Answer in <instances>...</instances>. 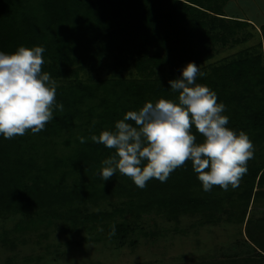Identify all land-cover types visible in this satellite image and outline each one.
<instances>
[{"label":"trees","instance_id":"obj_1","mask_svg":"<svg viewBox=\"0 0 264 264\" xmlns=\"http://www.w3.org/2000/svg\"><path fill=\"white\" fill-rule=\"evenodd\" d=\"M226 4L0 0V50L43 46L42 72L66 81L56 91L63 112L54 111L44 130L12 139L0 136V220L20 217L16 228L22 230L61 221L70 234L86 231L83 239H112L119 248L137 247V233L153 236L142 227L138 232L135 224L154 214L175 222L195 216L202 226L226 220L245 224L246 238L195 264H264V24L258 26L261 34L256 32L258 47L248 45L255 22L226 14ZM234 45L243 48L201 67L196 83L216 92L226 105L228 127L246 132L254 145L239 187L204 192L191 161L166 182L152 179L144 189L119 172L102 184L98 173L115 150L94 143L91 135L114 129L127 111L146 101L178 99L169 81L188 62L210 61L221 48ZM129 69L134 77L123 76ZM86 70L111 77L86 82L79 78ZM158 71H168L167 76L158 77ZM193 132L202 142V134ZM112 225L115 235H110ZM45 231L40 235L48 236ZM8 237L4 242L15 247Z\"/></svg>","mask_w":264,"mask_h":264},{"label":"clouds","instance_id":"obj_2","mask_svg":"<svg viewBox=\"0 0 264 264\" xmlns=\"http://www.w3.org/2000/svg\"><path fill=\"white\" fill-rule=\"evenodd\" d=\"M43 46H19L12 53L0 50V136L12 139L28 130L37 134L63 112L56 100L58 84L45 63ZM200 67L188 62L178 78L169 81L178 99L146 101L138 110L127 111L114 129L91 135L94 143L114 149L98 173L102 184L119 172L144 189L156 179L166 182L170 174L191 161L202 190L214 186L235 189L254 157V145L246 132L230 127L226 105L207 85L196 83ZM193 129L202 134L197 143ZM80 142L85 143L84 137ZM110 235H115L112 225Z\"/></svg>","mask_w":264,"mask_h":264},{"label":"rangeland","instance_id":"obj_3","mask_svg":"<svg viewBox=\"0 0 264 264\" xmlns=\"http://www.w3.org/2000/svg\"><path fill=\"white\" fill-rule=\"evenodd\" d=\"M226 14L252 19L256 30L248 45L258 47L259 25L264 24V0H226ZM242 45L221 48L220 53L210 61L197 65L206 67L210 62L233 56L242 49ZM132 70L123 73L124 77H134ZM168 71H158V77L167 76ZM111 77L106 72L80 71L79 78L86 82L101 81ZM58 83L65 80L56 81ZM61 141V140H60ZM130 215L129 213L127 214ZM260 216V214L258 215ZM198 217L183 216L179 221H168L156 214L144 217L137 222L140 227L153 233L147 236L143 232L133 235L138 238L137 247L127 244L117 247L112 239L102 241L85 240L86 231L70 234L64 231L63 223L57 222L49 227L37 230L17 229L20 217L0 220V264H195L220 253L238 238H246L245 224H232L226 220L218 224L198 225ZM49 230L48 236L41 232ZM7 232V233H6ZM6 234V235H4ZM15 241V247L4 242L6 236ZM83 237V238H82Z\"/></svg>","mask_w":264,"mask_h":264}]
</instances>
